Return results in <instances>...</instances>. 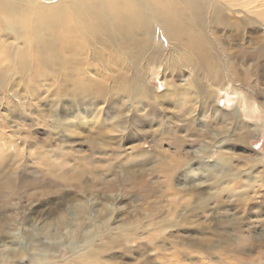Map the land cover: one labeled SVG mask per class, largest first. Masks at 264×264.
<instances>
[{
  "label": "rangeland",
  "instance_id": "rangeland-1",
  "mask_svg": "<svg viewBox=\"0 0 264 264\" xmlns=\"http://www.w3.org/2000/svg\"><path fill=\"white\" fill-rule=\"evenodd\" d=\"M262 1L234 0L224 13L234 31L212 27L223 62L251 81L218 88L202 78L203 89L187 95L183 87L197 73L185 59L175 72L166 61L152 77L157 67L136 68L118 55L113 69L101 51L99 62L79 56L73 82L83 87L73 96L46 67L45 79L38 67L27 75L11 69V87L0 92V257L42 264L57 256L51 264H65L88 251L99 264H264V59L252 55L264 48ZM104 4L96 0L97 11ZM0 17L5 25L2 10ZM6 31L1 40L20 53L24 42ZM156 38L155 47L167 45L162 33ZM138 84L165 94L163 104L149 94L135 100ZM230 89L248 103H230ZM21 242L23 259L13 251Z\"/></svg>",
  "mask_w": 264,
  "mask_h": 264
},
{
  "label": "bare ground",
  "instance_id": "bare-ground-1",
  "mask_svg": "<svg viewBox=\"0 0 264 264\" xmlns=\"http://www.w3.org/2000/svg\"><path fill=\"white\" fill-rule=\"evenodd\" d=\"M100 1H103L105 6L104 9L99 12L95 7L96 0H59L55 4L43 3L40 0H0V9L6 13V19L4 20L5 25L0 24V65L10 62L8 68L0 67V92L3 91L5 87H11V79L15 78L14 73L17 74L16 72L12 73V70H15L17 66H22V70L20 71L22 75L29 74L32 67L36 69L38 67L35 75L43 79H45L46 76L45 72L41 70L42 67L50 69L54 77L56 76L60 82L59 87L62 92H70L72 94L83 87V83L76 84V82H73V73H75L74 67L79 60V56L83 55L85 57L90 55L93 56L94 61L99 62L102 59L100 57L101 51L109 52L107 59L113 65V69L117 68L116 56L118 55H123L124 59L128 61L130 65L135 64L134 67L136 68H138L143 61L147 66L157 67L154 69L155 71H153L152 77L158 74L156 72L162 70L166 61L169 64V69L175 72L173 68H178V64L181 62L182 58L185 59L182 64L189 65L190 67L192 65V71H196L195 73H197L193 80L189 82L186 81L183 87V89L186 88L187 95H192L196 92L195 90L198 91L196 83L201 81L202 78H208L207 80H210L218 88V85H221L223 82L233 81L234 83H240L241 81L250 80L249 76L251 75H249V73L246 72L243 76L237 73V64L233 65L229 59L227 62H223L225 53H222L223 51L221 52L219 48V38L215 36L212 30L214 26L215 28L224 26L226 28L228 27V31H234V25L227 21V17H224V13H232L234 11L236 6H232V4L237 3H231L234 2V0H225L226 3L220 4H216L218 1L215 0ZM261 7H264V0L262 1ZM263 15L262 12V16ZM248 23L251 24V21L248 20ZM109 26L113 27V31ZM242 26L246 29V25L243 24ZM3 28L14 35L15 39L22 43L24 42V47L19 49V51H21L20 53L11 52L10 46H5V42L1 40L3 38H1ZM158 32L163 34L167 45L160 43L159 47H155L157 41L156 34ZM252 32L257 33V30L254 29ZM23 48H25V50ZM91 48L94 52L88 54V49H90L91 52ZM166 48L168 49L167 52ZM172 51L173 53H171ZM263 51L264 48H260L252 55L260 61V58L264 59ZM246 53L251 54L248 52ZM87 59L92 60L91 57H86V60ZM190 67L187 68L189 69ZM195 67L199 69V72L194 70ZM8 72L12 74L8 76ZM114 72L115 71H110L113 77ZM202 85L203 84L200 85L199 91L203 89L201 87ZM90 86L91 85H87V88L92 96ZM171 86H167L163 93L168 92L169 95ZM140 88H143L144 92L141 93L138 90ZM222 90L223 89H219V93H222ZM149 91L147 84H138L134 89L135 100L142 94H144V96L149 94L151 97L149 100L152 99L153 102L159 105L160 103L163 104L165 94L153 96ZM176 91L177 89L174 90V92ZM174 92L172 94L175 98L177 95ZM180 94L183 95V92H180ZM244 96L245 95L236 93L231 89L228 91L230 103L239 100V104H247L248 98L245 96L247 99L244 100ZM173 100L176 103L177 99ZM177 102L183 103L181 101ZM186 102L188 101H185V103ZM255 104L256 103H250L249 107H254ZM237 114L239 115L237 116L241 118V111H238ZM257 133L255 134L257 135ZM4 199L7 200L8 198ZM119 212L120 211L116 209L114 211L111 210L108 214L113 218L117 216ZM22 224L25 225V223ZM3 227L4 226L0 224L1 231ZM1 231L0 237L2 235ZM155 232L158 234L160 233L159 230H155ZM108 234L111 235V232L109 231ZM148 234L152 235V232H148ZM128 235L131 234L128 233ZM134 235L135 234H133V236ZM152 236L155 238V235ZM112 238L114 237L112 236ZM112 238H109L111 243H113ZM133 239L134 237L128 241L135 242ZM33 240L31 239L30 241V247L36 250V244L33 243ZM17 246L18 249L14 247L13 251L16 252L18 250L21 259H23L24 256H26V244L21 242L18 243ZM4 256L5 255H3V258L0 257V264H11V259L8 258L9 256ZM56 257L57 256L50 260H44L42 264H51L56 261ZM74 263L99 264L100 262L94 253L81 251L73 257L71 262L67 261L65 264Z\"/></svg>",
  "mask_w": 264,
  "mask_h": 264
}]
</instances>
